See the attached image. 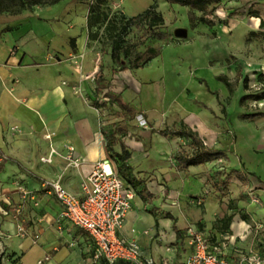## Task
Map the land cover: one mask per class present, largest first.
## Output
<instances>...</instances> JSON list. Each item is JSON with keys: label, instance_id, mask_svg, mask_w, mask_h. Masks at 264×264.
Returning a JSON list of instances; mask_svg holds the SVG:
<instances>
[{"label": "rangeland", "instance_id": "1", "mask_svg": "<svg viewBox=\"0 0 264 264\" xmlns=\"http://www.w3.org/2000/svg\"><path fill=\"white\" fill-rule=\"evenodd\" d=\"M100 1V7L109 14L118 12L126 16L143 11L153 2ZM94 2L60 0L54 4L39 3L18 13L20 7L17 0H0V10L9 7L0 11V21L7 15H15L21 16L23 22L32 20V23L37 22L39 25L45 22L54 24L55 45L51 57L55 61H62L70 70V77L63 78L61 84L68 86L84 105L91 108L96 125H100L107 133L126 132V137L139 142L134 144L138 159L148 157L151 146V123L144 113L146 110L157 111L161 125L166 118L167 123L163 127L179 128L180 121L187 120L195 125L208 123L213 128L205 132V137L210 139L207 144L222 148L226 154L212 159L205 168H179L174 155L191 153L192 146L185 138L172 137L162 159L166 164L163 173L157 175L146 171L138 174L146 178L152 192L167 205V211H164L168 219L164 238H160L157 233L152 240L160 247L173 250L174 264H183L187 253L186 230L190 226L198 228L206 236H211L214 230L223 236L227 233L226 221L230 214L248 216V226L243 234L261 224L260 236H256L252 243L260 259H264V201H260L262 205H259L254 201L255 195H250L256 190H264V33L262 35L259 29L252 31L250 16L256 10L264 11V0H213L205 13L179 3L156 0L158 10L165 19V26L161 29L170 34L168 42L150 38L143 25L131 28L127 39L133 43L139 42L138 50L161 44V53L145 67L117 73L111 72L113 66L119 65L111 58L104 27L98 30V40L87 38L86 17ZM178 28L185 29L187 35L175 36L174 31ZM72 38H75L74 46H71ZM122 63L126 64V60L123 59ZM99 64L105 76L101 83L104 89L101 91H97L93 80ZM218 74L227 76L231 89L216 77ZM132 75L134 84L141 82L140 85H132L129 79ZM106 92H121L123 101L132 109L122 110L105 95ZM257 95L261 98L255 97ZM207 112V119L201 117ZM140 115L145 118L146 126L139 123ZM46 135L50 137L54 132ZM116 148L119 149L118 146ZM54 154L65 167L64 153L55 150ZM105 157L115 161L111 153ZM84 164L82 159L81 167ZM93 165L94 162L90 164L91 168ZM81 173L85 177V172L81 170ZM63 174L64 171L59 175L62 179L65 177ZM38 199L37 206L25 200L19 215L30 236L36 233L40 236L34 225L40 224L37 218L46 213V199L42 196ZM50 199L55 201L54 198ZM0 201L2 217L13 224L12 231H2L5 234V248L9 254L13 253L10 262L14 259L19 262L31 247L29 259L35 261L41 256L39 238L32 242L29 237L18 236L14 232L16 221L3 213L4 208L11 210L12 206L5 207L4 202ZM12 204L14 206L16 203L12 201ZM148 209L158 215L164 213L151 205ZM248 212L255 216V220L250 218ZM52 223V230L59 237L58 243L36 264H48L52 252L62 245L72 247L73 243L64 241L63 231L74 237L79 235L74 233V226L61 217V212ZM19 240L25 243L19 245L16 251L11 249L12 246L8 247L7 244L14 246ZM82 243H85V248ZM82 243L78 246L81 250L85 249L82 252L85 264H98L92 261L89 238ZM6 263L9 264V261Z\"/></svg>", "mask_w": 264, "mask_h": 264}, {"label": "crops", "instance_id": "2", "mask_svg": "<svg viewBox=\"0 0 264 264\" xmlns=\"http://www.w3.org/2000/svg\"><path fill=\"white\" fill-rule=\"evenodd\" d=\"M261 1L263 0H259V2ZM250 16L253 21L252 31L259 29L263 35V9L256 10ZM261 22L262 25H260ZM54 28V24L49 25L46 22L43 25H39L37 22L32 23V20L23 22L21 16L15 15H7L4 20L0 21V161L2 159L4 161L3 167L0 170V192L9 196L11 201L15 203L19 202L18 194L14 188L15 181L22 182L28 189L37 190L42 179L59 178L65 188L79 194L81 181L93 169L90 164L107 159L105 157L108 154L106 139L102 133V127L98 124L96 125L95 115L91 108L84 105L83 101L75 96L68 86L61 84L63 78L70 77V70L62 61H55L51 57L55 45ZM87 38L89 40H96L89 38L88 29ZM74 42L75 38H72L71 46H74ZM112 68L118 67L113 66ZM125 70L128 69L117 72ZM220 75L226 76L225 74H218L216 77L218 78ZM133 78L134 75L129 77L134 87L141 84L140 82V84L135 85ZM104 80L105 76L101 83ZM101 83V90H103L104 86ZM96 89L98 91L97 87ZM114 94L122 96L121 92ZM148 107L151 106L148 105ZM201 111H206V109H201ZM144 113L147 114V119L151 123L150 130L152 131L148 157L138 159L134 144H139V142L126 137V132L122 138L131 151L130 164L137 176L146 171L160 175L166 169V164L162 159L163 157L165 158V150L169 149L170 138L178 136H162L158 132L159 130L171 128L163 127L167 123L166 118L161 125L160 115L158 118L157 111L150 109ZM197 115L200 116L198 113ZM201 117L207 119L208 112L205 116L201 115ZM181 122L193 130L207 147L222 150L224 155L226 154V151L222 148L212 147L207 144V141H210V139L209 137H205V132L209 129L213 130V128L209 127L208 123H201L199 121L200 123L195 125L187 120H181L180 124ZM50 132H54V135L49 137L46 134ZM67 146L73 147L74 157L80 158L81 164L82 159L84 160L85 164L82 167L80 164L76 168L67 165V162L64 167L62 160L54 152L52 153L50 162L42 161V158L48 156L51 150L60 151L64 154L67 153ZM115 149L119 150L120 148L117 149L115 147ZM210 161L181 169L200 170L205 168V165H208ZM176 165L179 167L178 164ZM80 169L85 172V177H83ZM234 169L237 170V168ZM63 171L65 177L62 179L59 175ZM138 177L146 180L144 176ZM146 188L153 194V199L144 202L136 194L132 200V206L126 217L124 226L118 234L127 240H137L143 254L153 257L158 264H161L164 259L174 264L173 250L170 247H160L152 240L153 236L157 233L160 234V238H164V229H166V220H168L167 212L164 211H167V205L152 192L147 185V180ZM253 193L258 200L257 203L262 205L260 201H264V190L259 189ZM39 196L45 198V202H47L44 205L46 213L42 217L37 218L40 224L34 225L35 229L40 232L38 245L41 249V256L35 261L29 259L30 251L33 249L31 247L21 256L20 261L15 264H36L40 257L51 251L54 245L58 243L59 237L52 230V222L62 211V206L54 195L39 194ZM50 198H54L57 203ZM28 203L33 205L31 200ZM149 205L160 208L161 212L164 213L161 215L156 214L154 210L148 209ZM208 211L209 208L207 207ZM248 213L250 218L255 220V216L250 214V212ZM67 222L70 223L68 220ZM70 224L73 225L72 223ZM12 226L13 224L6 217H2L0 212V232L5 231L6 233V231H12ZM247 226L248 216L230 214L226 221L227 233L221 236L219 232L214 230V233L208 237L212 243H218L222 239L226 240L227 246L222 253L234 264L239 262L241 253L246 255L255 254L261 260V264H264V259H260L259 252L252 243L256 236H260L259 230H261V224L256 225L247 234H243ZM74 231V233H78L79 235L74 237L71 233L62 232L64 241L66 243H73V245L72 247L62 245L60 248L55 249L51 254V260L48 264H85L82 257V252L84 253L85 249L81 250L78 245L85 239H88L89 236L76 226H74ZM24 243L19 240L16 241L14 246L10 243L7 245L9 248L12 246L11 249L16 251L17 247ZM185 244L187 253L185 254L183 264H185L186 258L191 251L186 236ZM81 245L85 248V243ZM244 264L249 263L244 262Z\"/></svg>", "mask_w": 264, "mask_h": 264}, {"label": "built area", "instance_id": "3", "mask_svg": "<svg viewBox=\"0 0 264 264\" xmlns=\"http://www.w3.org/2000/svg\"><path fill=\"white\" fill-rule=\"evenodd\" d=\"M138 121L143 126L147 124L142 115L138 117ZM67 148L68 151L64 154L67 165L78 168L81 159L74 157L72 146ZM53 152L54 150H51L42 161L50 162ZM14 188L19 197V202L14 206L10 197L2 192L0 199L5 207L12 206L11 210L4 208L3 213L16 221L14 232L18 236L29 237L32 242L39 238L37 233L30 236L23 220L19 218L23 202L31 200L37 206L39 194L54 195L62 206L61 217L88 234L94 263L104 261L106 264H114L118 260H123L130 264H158L153 257L143 254L137 240H127L118 234L124 226L136 192L118 175L112 159H102L95 163L90 173L81 181L79 194L65 188L59 178L42 179L37 190L28 189L19 181L14 182ZM250 195L254 193L251 192ZM254 201L258 200L254 198ZM4 235L0 232V262L7 264L6 262L9 261L11 264L8 250L5 248ZM186 238L191 251L185 264H234L222 253L227 246L226 240L212 243L208 236L193 226L186 230ZM244 262L261 264L255 254L241 253L240 260L236 264H244ZM161 264L171 263L164 259Z\"/></svg>", "mask_w": 264, "mask_h": 264}, {"label": "trees", "instance_id": "4", "mask_svg": "<svg viewBox=\"0 0 264 264\" xmlns=\"http://www.w3.org/2000/svg\"><path fill=\"white\" fill-rule=\"evenodd\" d=\"M13 2L14 0H10ZM19 3L18 13L22 9H30L36 4H54L60 0H17ZM169 3H179L184 6H188L191 9H195L201 12H207L209 5L213 0H166ZM100 0H95L92 6H90L86 25L88 29V36L90 39L99 38V28L104 27L105 34L108 38L110 46L111 58L119 66L118 68H112V72H117L124 69H138L144 67L153 58L157 57L161 53V44L158 46L148 45L144 50H138L139 42L133 43L128 41L127 35L131 28L143 25L148 32L150 38L156 39L159 42H168L170 34L162 30L161 27L165 26V20L163 14L158 10V4L156 0L145 8L143 11L132 15L126 16L118 12L108 13L100 7ZM9 8V7H8ZM4 8V9H8ZM0 10V11H4ZM192 19V17H191ZM211 23V22H209ZM262 25V22L260 23ZM95 28V30H93ZM126 60V64L122 63V60ZM100 65V64H99ZM104 79L102 74V67L99 66L98 71L95 73L93 80L98 88V91L102 89L100 86L101 81ZM218 79L222 80L225 85L230 87L231 82L227 76L220 75ZM107 97L110 98L112 102L117 103V105L122 110H131V106L126 104L120 94H114L111 92L105 93ZM261 98V96H255ZM162 136H178L180 138H185L187 142L192 146L191 153H176L174 158L180 168H187L192 165H199L206 161H210L217 157L224 156L222 150L213 149L207 147L203 141L197 136V134L188 128L183 122L179 128H165L158 131ZM102 133L106 139V148L108 153H111L114 158L115 168L118 175L128 184H130L136 194L141 198L142 201H151L153 199V194H151L146 188V180L144 178L138 177L134 173V168L130 164L131 151L126 146L123 136L125 132L117 133L111 132L107 133L105 129H102ZM119 146V150L115 147ZM3 159L0 161V170L3 167ZM157 225V221H156ZM13 253L9 254V259ZM17 260H12L10 263L15 264ZM101 264H106L104 261ZM1 264V262H0ZM114 264H130L123 260H118Z\"/></svg>", "mask_w": 264, "mask_h": 264}, {"label": "water", "instance_id": "5", "mask_svg": "<svg viewBox=\"0 0 264 264\" xmlns=\"http://www.w3.org/2000/svg\"><path fill=\"white\" fill-rule=\"evenodd\" d=\"M175 36L177 37H185L187 35V32L183 28H178L174 31Z\"/></svg>", "mask_w": 264, "mask_h": 264}]
</instances>
